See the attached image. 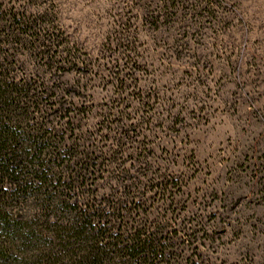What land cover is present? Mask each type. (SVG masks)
I'll list each match as a JSON object with an SVG mask.
<instances>
[{"label": "rangeland", "instance_id": "374dc122", "mask_svg": "<svg viewBox=\"0 0 264 264\" xmlns=\"http://www.w3.org/2000/svg\"><path fill=\"white\" fill-rule=\"evenodd\" d=\"M12 5L50 13L54 62L39 44L11 62L71 101L61 123L75 115L85 140L133 125L123 156L170 177L171 225L194 234L180 264H264V0H0Z\"/></svg>", "mask_w": 264, "mask_h": 264}, {"label": "trees", "instance_id": "16d2710c", "mask_svg": "<svg viewBox=\"0 0 264 264\" xmlns=\"http://www.w3.org/2000/svg\"><path fill=\"white\" fill-rule=\"evenodd\" d=\"M27 15L0 6V264H180L194 234L171 225L170 177L123 156L133 125L80 138L75 115L61 123L66 95L16 72L18 48L39 44L50 65L61 43L50 13Z\"/></svg>", "mask_w": 264, "mask_h": 264}]
</instances>
